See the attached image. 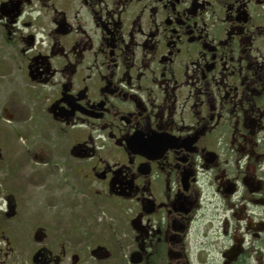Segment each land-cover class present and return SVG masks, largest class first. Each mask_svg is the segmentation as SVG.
Returning a JSON list of instances; mask_svg holds the SVG:
<instances>
[{
	"label": "flooded vegetation",
	"instance_id": "af4514ba",
	"mask_svg": "<svg viewBox=\"0 0 264 264\" xmlns=\"http://www.w3.org/2000/svg\"><path fill=\"white\" fill-rule=\"evenodd\" d=\"M0 77V264H264V0H0Z\"/></svg>",
	"mask_w": 264,
	"mask_h": 264
},
{
	"label": "rangeland",
	"instance_id": "374dc122",
	"mask_svg": "<svg viewBox=\"0 0 264 264\" xmlns=\"http://www.w3.org/2000/svg\"><path fill=\"white\" fill-rule=\"evenodd\" d=\"M20 90H22V87H20V86H17V85H15V84H12V82H11V80H9V79H5L4 77H0V104H2L3 103V106L5 105V104H7V105H9L10 104V101L12 102V97H13V91H20ZM19 97H21V99H19L18 98V104H17V108L18 109H24L26 106H28L27 105V103H29L25 98H23L24 97V95H23V91H22V94H20V96ZM0 117L2 118V120H1V123H3V124H6V121L4 120V116L3 115H0ZM7 125V124H6ZM26 125V123H24V124H22V125H19V126H17V128H21V127H23V126H25ZM13 128H16V127H13ZM25 128H26V126H25ZM20 130H22V129H20ZM4 135H5V131H3V136L2 135H0V138L4 141L5 140V137H4ZM10 140L11 139H8V141H7V143H6V145H7V150H8V152L9 153H11L10 155H17L18 153H19V150H20V146L19 147H11V145H10ZM20 145V144H19ZM11 150H12V152H11ZM11 164H13V163H11ZM59 174V173H58ZM19 174H16V177L18 176ZM19 180V179H18ZM2 181H3V184H4V187H7V188H11V186L13 185V186H16V187H18L17 186V184H19L20 185V188H21V190H25V191H27V193L28 192H33L34 190H35V188L36 187H38V186H32V184H30V182H28L26 179L25 180H19V181H17V180H15V181H13V184L11 183V181L9 180V179H2ZM22 182V183H21ZM48 183V182H47ZM49 184V183H48ZM40 187L42 186V185H39ZM59 186L57 185V182H55V183H53L52 184V186H51V188L52 189H57ZM39 192V191H38ZM45 195H47V196H45V201L48 199V198H51L50 196L51 195H49V194H46L45 193ZM56 197H58L59 199L62 197V193L61 192H59V194H56ZM24 199H26L25 197H23ZM96 231V230H95ZM101 238V237H100ZM89 239H90V237L89 238H87V240L86 241H89ZM94 240V239H93ZM92 240V241H93ZM102 240V239H101ZM91 243H88V246L90 245ZM95 243H92V245H94ZM112 245V244H111ZM112 248L114 249V251H115V254H116V256H115V258L112 260V262L111 263H109V264H125L124 263V257H123V255H124V253H123V244H122V242L120 241V242H114L113 243V245H112ZM105 264H107V263H105Z\"/></svg>",
	"mask_w": 264,
	"mask_h": 264
},
{
	"label": "water",
	"instance_id": "95a60500",
	"mask_svg": "<svg viewBox=\"0 0 264 264\" xmlns=\"http://www.w3.org/2000/svg\"><path fill=\"white\" fill-rule=\"evenodd\" d=\"M10 209H12V207L10 206Z\"/></svg>",
	"mask_w": 264,
	"mask_h": 264
}]
</instances>
